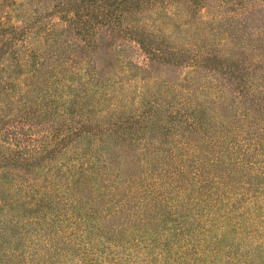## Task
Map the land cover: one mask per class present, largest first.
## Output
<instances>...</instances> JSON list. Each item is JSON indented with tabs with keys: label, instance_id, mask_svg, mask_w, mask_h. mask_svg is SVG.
<instances>
[{
	"label": "rangeland",
	"instance_id": "374dc122",
	"mask_svg": "<svg viewBox=\"0 0 264 264\" xmlns=\"http://www.w3.org/2000/svg\"><path fill=\"white\" fill-rule=\"evenodd\" d=\"M165 1L0 0V155L62 139L0 160V181L41 193L57 170L97 171L44 211L64 231L56 264H264V0ZM4 207L0 264H22L45 237Z\"/></svg>",
	"mask_w": 264,
	"mask_h": 264
},
{
	"label": "trees",
	"instance_id": "16d2710c",
	"mask_svg": "<svg viewBox=\"0 0 264 264\" xmlns=\"http://www.w3.org/2000/svg\"><path fill=\"white\" fill-rule=\"evenodd\" d=\"M75 1L79 3V0H75ZM80 1H85V0H80ZM91 1H95V0H91ZM154 1L157 4H165L166 2L165 0H154ZM223 1H228V0H219L218 4H220L221 7L224 6V4L222 3ZM234 2L236 1L234 0L231 1V3ZM237 4L239 3L237 2ZM125 31L126 30L123 29L121 31V33H123L122 35L123 37L127 36L126 35L127 32ZM138 44H139L138 49L147 53L149 57H152L154 55V51L149 43H145L144 41L143 42L138 41ZM34 57L32 53L27 52L24 57V60L31 61V58ZM207 60H209L208 56H206V54L204 53H200L192 57L190 65L202 69L205 68L206 66L205 62ZM258 68L261 69L263 67L258 66L257 69ZM259 78H264V77L259 76ZM212 79L214 81L213 84L215 85L218 81H220L218 75L212 77ZM216 87H219L223 92L227 91V86L224 83H220L219 85H216ZM60 141H62V139H58V137H54L52 148L49 149V147L46 146L43 147L42 151H40V154L38 156L26 153L25 156L20 158L14 155L12 156L13 152L8 151V152H3L0 155V160L3 161L11 160L13 162L21 161L25 163L27 162L26 164L27 166L30 164L29 162H31L34 159H38L40 157H42L41 159H43L45 157H48L46 154L50 153L52 149H56ZM82 169L83 172L80 170L81 172L80 173L77 171H72V167H69V171L73 172V175L71 173L67 175V172L65 175V173L62 172V170H57L56 171L57 175L55 176V178L58 179L57 181L59 183H54L55 180H52L51 183H49V185L44 187L45 189L43 192L38 193V191H36L37 188L33 187L32 185H28V181L26 180L22 182H16L15 180H7L8 177L7 175H10L9 169L8 168L4 169L0 167V179H3L4 176H7L4 180L0 181V209L4 211L5 210L4 204H5V206L9 205L8 209L10 211L12 210V212L14 213L16 212L11 220H9L10 211L7 210L8 212H4L5 216L7 217V220L13 227L19 226V223L21 224L20 226H22L23 224V228L25 227V229L28 231L31 230V228H29L30 225H35L36 228H33V230H36L37 232L36 239L39 241L42 240V236L45 237V241H43L42 243H34V245L32 244L33 242L30 241L33 238L28 239L29 241L28 245L22 248L21 251H18L19 256H21L20 261L22 262V264H56L57 262L54 260L56 259L55 255L57 254V251H59V249L61 252L60 256H66L68 254L67 253L68 251H65L64 248L62 249L61 244L59 242L57 243L59 247L57 246V244H55L56 241L59 240L58 238H60L61 234L64 232L62 231L63 230L62 227L60 229H57V231L55 229L53 234L52 225L55 226V224L52 223L53 215H47L45 214L44 211L53 210V208L56 209L59 207V205H64L65 206L64 208L67 211L68 207L70 206L68 205L69 201L74 202V204H76V202L78 201V199L77 201H75L76 193L81 191L82 187L85 186L84 185L85 182L83 180L88 182L89 181L88 179L91 176L97 174V171H92V168L90 167H82ZM101 169H98V174H100L101 179L109 180V178H106L109 175V171L106 170L108 169V167H106L103 170ZM197 172L196 174H199L200 171ZM68 176H70V178H68ZM75 176L81 178V180H74V183H71V180L75 178ZM128 180L131 181V179ZM61 191L62 194H60ZM71 191L73 192V194L71 193ZM5 193L6 194L9 193L10 198H8V196L7 197L4 196ZM47 201L49 205L47 204ZM153 203H154V198L150 202L146 203L147 207H145L144 209L145 210L144 213L146 214V217H148L150 210L152 209V206H154ZM74 210L75 209L72 210L73 212V215L71 216L72 218H65V222L71 224V230L73 232L80 229L78 227L84 223V219L82 218V216H77ZM15 219L17 220V222L14 224ZM24 233L25 232H23V234ZM62 236H63L62 241L65 243L64 234H62ZM14 254L16 255V252H14Z\"/></svg>",
	"mask_w": 264,
	"mask_h": 264
}]
</instances>
